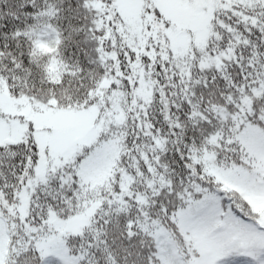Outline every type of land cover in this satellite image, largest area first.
<instances>
[{"label":"snow or ice","instance_id":"obj_1","mask_svg":"<svg viewBox=\"0 0 264 264\" xmlns=\"http://www.w3.org/2000/svg\"><path fill=\"white\" fill-rule=\"evenodd\" d=\"M0 264H264V0H0Z\"/></svg>","mask_w":264,"mask_h":264}]
</instances>
